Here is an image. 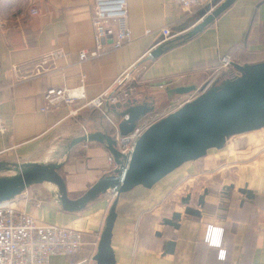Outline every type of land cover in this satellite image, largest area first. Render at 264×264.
Here are the masks:
<instances>
[{"label": "crops", "instance_id": "obj_1", "mask_svg": "<svg viewBox=\"0 0 264 264\" xmlns=\"http://www.w3.org/2000/svg\"><path fill=\"white\" fill-rule=\"evenodd\" d=\"M93 3L0 0V115L9 128V133L0 134V178L16 177L23 165L62 164L59 173L70 198L77 199L115 169L109 151L99 143H82L66 155L67 145L85 135V129L89 133L104 130L87 124L82 116L87 109H80L76 117L70 113L77 107L44 112L48 88L83 85L86 99L93 100L123 73L138 70L133 104L153 103L151 115L159 103L177 101L178 96L168 97L170 89L198 88L209 82L218 72L222 56L230 55L240 65L264 62V0H238L204 31L157 60L149 55L162 38L161 30L192 31L203 9L191 15L170 0H128L133 43L80 61V52L95 47ZM33 8H38V15L29 14ZM58 50L65 56L47 74L19 80L12 73L16 66L21 75H33L36 64ZM127 110L126 104L108 107L110 116L118 121ZM263 130L230 138L222 150L212 149L206 157L184 164L151 189L137 187L122 194L112 238L116 264H264V133H258ZM178 185L192 193L180 198L192 195L190 206L201 212L200 217L188 216L185 206L182 210L172 204ZM240 189L252 190L255 198L247 199ZM111 194L81 212L69 213L58 200V187L43 182L9 202L40 222L84 233L85 244L73 261L53 257L50 264H95L97 235L101 237L115 200L110 199ZM201 196L203 206L199 205ZM176 212L182 213L176 222L179 226L165 225L164 220L172 219ZM208 225L224 231L225 261L218 258V249L204 241Z\"/></svg>", "mask_w": 264, "mask_h": 264}, {"label": "water", "instance_id": "obj_2", "mask_svg": "<svg viewBox=\"0 0 264 264\" xmlns=\"http://www.w3.org/2000/svg\"><path fill=\"white\" fill-rule=\"evenodd\" d=\"M237 1L226 0L208 15L210 7L203 9L197 14L192 31L185 30L174 40L157 46L150 52L149 59L160 58L173 48L174 41L185 42L198 35ZM233 69L238 73L236 77L217 81L196 99L152 125L136 142L134 151L129 155L117 149L116 141L106 131L74 138L66 147V155L82 143L94 142L104 145L115 163V169L99 179L81 197L70 198L65 180L59 173L62 164H29L23 165L16 177L0 178V203L9 202L31 185L43 182L58 187V200L63 210L69 213L85 210L110 192L116 194L93 258L95 264H116L112 238L122 194L137 187L151 189L184 164L206 157L212 149L222 150L230 138L264 129V62L254 65L233 63ZM197 90L193 85L180 86L170 89L168 97L184 96ZM125 104L128 110L124 116L128 115L129 120L120 124L122 136L131 134L138 121L154 111L153 103L144 102L134 106L128 101ZM239 192L249 200L255 198L252 190L240 189ZM207 194L208 190L204 195ZM191 200L192 195L182 200L184 213L200 217L201 212L190 206ZM199 205H204V196L200 197ZM181 218L182 213L176 212L172 219H165L164 224L178 227L176 222Z\"/></svg>", "mask_w": 264, "mask_h": 264}, {"label": "built area", "instance_id": "obj_3", "mask_svg": "<svg viewBox=\"0 0 264 264\" xmlns=\"http://www.w3.org/2000/svg\"><path fill=\"white\" fill-rule=\"evenodd\" d=\"M217 1L218 3L214 6L216 0H170L176 8L191 15L199 9L210 7L208 15L226 0ZM38 13L39 11L36 8L29 11L31 16ZM92 25L95 47L91 51L84 50L80 52V61L97 58L102 55L105 49L118 51L133 43L132 32L128 24V0H94ZM150 33L151 31H148L147 34ZM183 33L185 31L174 33L171 27L163 28L160 32L162 38L155 48L174 40ZM64 56L65 53L61 50L45 55L36 64L33 75H21L19 68L16 66L12 68V73L19 80L31 76H42L47 74L52 65ZM220 62L221 66L215 76L203 86L198 87V90L195 91L198 95L191 100H187L184 104L193 101L205 89H209L221 80L227 72L233 69L235 60L232 56L225 55L220 58ZM136 73H139L138 70L136 72L126 71L115 80L108 90L93 100L86 99L83 85L74 88H48L44 92L45 106L42 110L46 112L60 107H77L70 113L72 116H77L80 109L99 110L114 130L112 137L117 143V149L122 154L129 155L134 151L136 142L140 137L152 125L170 114L161 117L158 114L147 115L138 121L131 134L122 136L120 124L129 120V116H123L120 121L112 120L108 107L125 104L132 100V95L136 91L134 86L137 81ZM84 80L85 77L82 81L84 82ZM84 131L85 134L89 133L86 129ZM7 133H9V128L2 115H0V134L5 135ZM109 161L112 165H115L111 155H109ZM114 197H116V194H114ZM223 233L222 228L208 225L204 233V241L210 247L218 249V258L225 261L227 252L222 248ZM84 238L85 235L82 231L40 222L26 212L14 208L10 202L0 203V264H50L53 257H65L73 261L84 246ZM99 240L100 236L97 235L95 245L99 244Z\"/></svg>", "mask_w": 264, "mask_h": 264}, {"label": "rangeland", "instance_id": "obj_4", "mask_svg": "<svg viewBox=\"0 0 264 264\" xmlns=\"http://www.w3.org/2000/svg\"><path fill=\"white\" fill-rule=\"evenodd\" d=\"M36 9H38V8H36ZM39 11V10H38ZM39 14V13H38ZM37 14V15H38ZM140 73V72H139ZM139 73H137L136 75H138ZM215 76V75H214ZM213 76V77H214ZM138 77V76H137ZM212 77V78H213ZM211 80V79H210ZM136 83V82H135ZM136 88V87H135ZM198 94L196 93V92H193V93H190V94H188V95H184V96H176L178 99H177V101H175V102H172V103H168V102H165L164 104L162 103V105H160V103H159V108H157V112H155L154 114H158V116H165V115H167V114H169V113H172V112H175V111H177L187 100H191V99H193V98H195L196 96H197ZM98 112L101 114V115H103V113L102 112H100L99 110H98ZM78 116V115H77ZM104 116V115H103ZM76 117V116H75ZM111 117V116H110ZM104 118H105V116H104ZM112 118V117H111ZM106 119V118H105ZM112 120H113V118H112ZM115 120V119H114ZM106 121H108L107 119H106ZM116 121H118V120H116ZM108 123L110 124V122L108 121ZM112 127V126H111ZM258 133H264V130L263 131H261V132H258ZM226 171V170H225ZM224 171V173H227V172H225ZM218 174V173H217ZM218 176H219V174H218ZM219 181V180H218ZM196 184V183H195ZM179 186L180 185H178L176 188H175V191H174V193H172V196H173V198H171L172 199V204H174V205H177L178 206V209H184L183 208V203H182V200H181V196L182 195H185V193L186 194H192V193H189V190H186L185 188H181V189H179ZM53 188H55L54 186H53ZM198 192H201L200 190L198 191ZM112 193V192H111ZM174 194V195H173ZM235 195H237L238 197H240V194H239V192H237ZM176 199V202L175 201H173V199ZM110 199H112V200H114V199H116V197H114V194L112 193L111 194V197H110ZM236 200H238V199H236ZM85 244V243H84ZM82 251V250H81ZM79 255V254H78Z\"/></svg>", "mask_w": 264, "mask_h": 264}, {"label": "trees", "instance_id": "obj_5", "mask_svg": "<svg viewBox=\"0 0 264 264\" xmlns=\"http://www.w3.org/2000/svg\"><path fill=\"white\" fill-rule=\"evenodd\" d=\"M183 41L180 42H176L174 41L173 47L175 46H179L181 44H183ZM261 63V62H260ZM231 71V70H230ZM228 72L224 75V77L221 78V80H224L225 78H233L236 77L238 75L237 72L233 71V72ZM131 103L136 102L133 97L132 100L130 101ZM82 116L84 118V120L87 122V124H92L94 127L100 129V130H104L106 131L108 134H110L111 136L114 135V130L111 127V125L108 123V121H106V119L104 118L103 115H101L97 109H90V110H86L84 113H82ZM226 260V259H225Z\"/></svg>", "mask_w": 264, "mask_h": 264}]
</instances>
